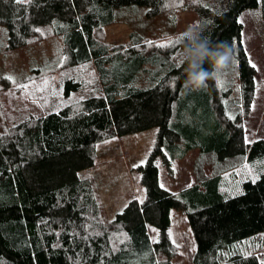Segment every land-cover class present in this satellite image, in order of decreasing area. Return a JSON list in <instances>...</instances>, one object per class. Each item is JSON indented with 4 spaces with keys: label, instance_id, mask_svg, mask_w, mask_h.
<instances>
[{
    "label": "trees",
    "instance_id": "trees-1",
    "mask_svg": "<svg viewBox=\"0 0 264 264\" xmlns=\"http://www.w3.org/2000/svg\"><path fill=\"white\" fill-rule=\"evenodd\" d=\"M71 2L83 10L69 0H0V26L16 47L32 32L62 44L57 64L0 77V264H174V211L191 233V264H264V142L244 139L255 70L238 21L254 9L264 21V0ZM137 8L168 26L193 13L204 37L234 52L229 71L186 89L185 31L136 29L124 43H105L102 31ZM152 128L153 142L133 168L142 198L108 219L83 172L100 145ZM192 151L201 179L167 192L160 168L172 176Z\"/></svg>",
    "mask_w": 264,
    "mask_h": 264
},
{
    "label": "rangeland",
    "instance_id": "rangeland-1",
    "mask_svg": "<svg viewBox=\"0 0 264 264\" xmlns=\"http://www.w3.org/2000/svg\"><path fill=\"white\" fill-rule=\"evenodd\" d=\"M70 6L79 12L83 10L82 2L77 7ZM196 20L193 13L184 12L178 16L175 26H168L163 18L148 19L144 10L137 8L135 13L119 16L114 25L102 31V40L109 45L124 43L128 32L141 30L148 35L168 34L186 31ZM238 21L242 26L241 43L249 64L255 70V96L250 106L247 118L243 121L245 142L254 140L264 142V21L259 10H245ZM62 44L58 37L41 39L37 32L24 36L19 47L13 43V38L7 37V32L0 26V77L19 79L25 76L31 68L45 69L57 64L61 59ZM227 68L224 72H228ZM231 71V70H230ZM88 72L84 68L83 74ZM233 72V71H232ZM233 76V73H229ZM228 77L227 73L222 77ZM154 138V129L133 133L114 139L97 147L94 166L83 172L94 183L106 218H112L131 198H142L133 168L141 163L149 150ZM198 154L188 153L181 161L175 163L174 173L168 176L160 168L159 184L169 191L184 188L201 179L196 168ZM205 174L209 169L205 166ZM171 224V239L176 248L174 264H191L193 242L191 233L183 216L173 212ZM177 213V214H176ZM264 247V237L259 241Z\"/></svg>",
    "mask_w": 264,
    "mask_h": 264
},
{
    "label": "clouds",
    "instance_id": "clouds-1",
    "mask_svg": "<svg viewBox=\"0 0 264 264\" xmlns=\"http://www.w3.org/2000/svg\"><path fill=\"white\" fill-rule=\"evenodd\" d=\"M202 32L199 24H193L182 34L185 42L180 63L187 64L184 87L192 91L204 88L209 79L219 78L234 59V52L226 43L213 44ZM206 62L208 69L204 68Z\"/></svg>",
    "mask_w": 264,
    "mask_h": 264
},
{
    "label": "crops",
    "instance_id": "crops-1",
    "mask_svg": "<svg viewBox=\"0 0 264 264\" xmlns=\"http://www.w3.org/2000/svg\"><path fill=\"white\" fill-rule=\"evenodd\" d=\"M31 69H34V68H31ZM30 69V70H31ZM197 182H195V183H192V184H190V185H188V186H186V187H184V188H180V189H178V190H174V191H169L168 189H164V190H166L167 192H169V193H171V194H176V193H178V192H180V191H183V190H185L186 188H188V187H190V186H192V185H194V184H196ZM173 214L174 213H172L171 214V216H172V219H173ZM177 214V213H176Z\"/></svg>",
    "mask_w": 264,
    "mask_h": 264
},
{
    "label": "snow or ice",
    "instance_id": "snow-or-ice-1",
    "mask_svg": "<svg viewBox=\"0 0 264 264\" xmlns=\"http://www.w3.org/2000/svg\"><path fill=\"white\" fill-rule=\"evenodd\" d=\"M31 3V0H15V3L21 4V3ZM36 31H39V29H36ZM168 45H160L159 47H167ZM255 67V65H253ZM8 79H12L11 77H8Z\"/></svg>",
    "mask_w": 264,
    "mask_h": 264
}]
</instances>
